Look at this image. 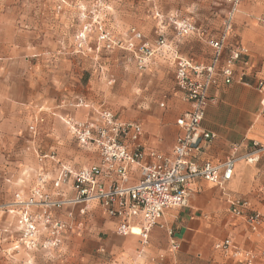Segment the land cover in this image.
I'll return each instance as SVG.
<instances>
[{
    "label": "crops",
    "instance_id": "0c3cea01",
    "mask_svg": "<svg viewBox=\"0 0 264 264\" xmlns=\"http://www.w3.org/2000/svg\"><path fill=\"white\" fill-rule=\"evenodd\" d=\"M162 2L166 3V0ZM185 7L180 4L169 8L168 12H174V16L182 19ZM192 10L194 13L190 19L201 30L217 36L212 27L220 25L221 15L227 13L228 6L225 0H207L204 3H195ZM263 13L264 0H246L235 15L234 22L238 26L239 34L234 31L231 34L232 41L236 38L250 51L248 76L252 74L254 83L258 77L264 80V30L252 27ZM156 28L153 33L151 29L141 31L143 40L154 42ZM134 30L138 31L135 27ZM164 32L167 44L179 58H193L204 65L211 61L212 50L195 35L179 41L169 28ZM133 39L139 46L141 41L134 37ZM128 52L132 60V53ZM64 58L65 56L62 57ZM162 60L168 61L165 66H162ZM132 61L136 69L134 60ZM257 62H262L259 71H255ZM50 63L45 77L42 78V69L38 64L22 69L24 66H21V61L17 62L16 99L8 100V89L5 85H0V155L5 143L16 139V159L6 163L0 156V170L4 171L5 163L9 165V170L16 167L14 174L3 172L13 196L20 194L27 198L36 185L37 175L48 171L49 179H53L58 164H69L79 169L98 162L95 151L80 148L68 134L62 120L66 117L85 120L93 117L99 109L110 110L104 105L105 100L94 98L92 92L95 87H103L104 82L110 85L108 81H112V78H102L100 75L99 80L92 78L84 86L79 82L78 73L70 60L65 58L54 66ZM174 69V60L167 52L162 57H155L145 70L157 78L156 87L162 89L155 94L166 97L167 109L163 113L146 104V110L150 108L149 111L134 113L135 115L126 114L121 118L125 121L140 118L135 122L143 127V146L163 153L172 151L179 134L176 120L189 108L179 98L174 100L171 93L170 98L167 97L168 90L172 88V84L175 85ZM166 74L172 75L168 90H165L163 82L167 79L164 77ZM248 81L250 80L247 77L245 84L234 83L219 91H212L211 95L216 96V102L206 108L202 125L206 131L214 133L216 139L202 150L198 164L205 161L220 164L233 153L231 146L239 145L235 153L237 161L228 183L220 187L198 179L190 184L188 207L166 210L158 225L150 231L148 244L144 248L136 236H119L116 233V221L109 219L99 206H95L85 217L79 215L81 205L74 208L63 207L53 213L55 217L69 224L60 247L51 251L20 249L19 256L25 254L29 257L23 260L24 264H150L149 258L157 255L164 256L163 264H242V257L233 258L229 253L214 249L216 243L228 237L242 251L264 254V236L261 232L252 233L242 218H235L228 212L230 199H244L251 210L264 215V153L256 155L258 161L255 163H247L244 158L251 151L252 141L264 147V88L260 92ZM148 84L144 87L145 90H148ZM79 99L86 106L75 107L74 103ZM161 104L164 107V103H160V107ZM37 118L43 119L44 123L39 126L38 135L33 137L28 132V127ZM51 153H55L56 160L39 161L40 156ZM63 189V197L74 196L71 188ZM44 192L49 193L52 199L61 198L55 194L50 181ZM13 203L12 197L7 205V213L15 225L17 212L12 207ZM168 231H172L179 244L175 252L170 251Z\"/></svg>",
    "mask_w": 264,
    "mask_h": 264
},
{
    "label": "built area",
    "instance_id": "2783aa9c",
    "mask_svg": "<svg viewBox=\"0 0 264 264\" xmlns=\"http://www.w3.org/2000/svg\"><path fill=\"white\" fill-rule=\"evenodd\" d=\"M231 1L232 10L222 20L217 36L201 30L190 18L169 20L179 41L195 35L212 50V59L205 65L193 58H179L166 42L164 27L159 29L153 43L143 41L139 32L131 30L132 36L141 41L132 52L139 71L146 70L155 57H162L167 52L174 60L175 87L189 108L176 120L179 134L172 151L163 153L144 147L142 125L125 121L105 108L85 120L64 118L62 122L68 134L80 148L95 151L98 162L79 169L69 164H58L53 179H49L48 171L37 175L36 185L27 198L20 194L14 196L12 207L17 212L14 249L51 251L59 248L69 224L53 213L63 207L79 205L82 206L79 212L81 217L99 206L109 219L116 221L119 236H136L144 248L148 244L150 231L158 225L166 210L188 207L190 184L199 179L223 187L229 182L237 161L235 153L238 144L231 146L233 153L220 164L209 161L198 164L197 161L202 150L216 139L214 133L202 126L206 108L216 102V96H212L211 92L234 83L245 84L248 77L250 51L236 38L231 40L232 16L245 0ZM257 24L264 29V14L257 19ZM92 31L95 33L97 50L110 52L119 46V41L105 26L100 21H94L93 24L83 25L77 33L75 40L78 50L84 51ZM112 82L109 81V84ZM254 87L261 92L264 80L258 77ZM74 106L86 105L79 99ZM43 123V119H35L28 127L30 135L37 136ZM259 153H264V147L252 141L251 151L244 158L247 163H255ZM46 159L56 160L55 153L39 157L40 162ZM49 181L55 194L61 198L52 199L49 193L44 192ZM65 187L74 191L72 198L63 197ZM228 212L235 218H242L252 233L261 232L264 236V215L251 210L246 200L230 199ZM134 229L138 232L134 233ZM167 234L170 251H177L179 244L172 231ZM214 249L229 253L233 258L242 257V264H264V254L242 251L230 237L216 243ZM149 262L163 264L164 256L150 257Z\"/></svg>",
    "mask_w": 264,
    "mask_h": 264
},
{
    "label": "rangeland",
    "instance_id": "374dc122",
    "mask_svg": "<svg viewBox=\"0 0 264 264\" xmlns=\"http://www.w3.org/2000/svg\"><path fill=\"white\" fill-rule=\"evenodd\" d=\"M206 1L166 0L164 3L162 0H0V85L1 87L5 85L8 89V100L16 99L17 62L21 61V66H24L22 69L38 64L43 73L41 77L44 78L47 68L51 65L50 62L54 66L66 58L71 61V65L78 73L79 82L84 86L88 85L92 78L99 80L100 75L102 78L103 76L112 78L113 82L110 85L104 82L103 87H95L92 93L94 98H103L104 105L118 117L122 118L126 114L135 115L134 113L149 111L150 108H158V111L163 113L167 109L166 97L163 98V94H155L162 90L156 87L157 78L146 73L145 70L135 69L131 63L133 62L131 50H135L138 44L133 39L131 29L135 27L141 34L145 29H151L153 33V29L157 27V32L154 34L156 40L161 27H164V31L169 28L173 32L170 19L190 18L194 13L192 10L194 4ZM225 3L228 6L227 13L221 15L219 26L212 27L213 32L217 34L221 30L222 20L232 10V1L225 0ZM180 4L186 6L183 16L186 18H178L173 15L174 12H168L169 8ZM238 8L231 19L235 34H239L238 26L234 22ZM94 21H100L119 41V46L110 52L97 50L95 33L92 31L89 36L91 40L87 42L85 50H78L75 40L77 33L83 25L93 24ZM252 27L264 30L255 22ZM128 51L132 53V60ZM163 61L161 64L165 66L168 61ZM261 64L262 62H257L255 71L260 70ZM164 77L167 78L163 80L164 88L168 90L172 75L166 74ZM248 79L251 81H248L249 84L253 86L255 79L252 74ZM147 84L149 88L145 90ZM170 93L174 100L180 99L182 102L173 84L168 90L169 98ZM8 100L6 99V102ZM160 103H164V107L161 108ZM146 104L150 107L147 110ZM0 156L6 163L16 159V139L5 143L1 148ZM6 163L4 171L0 170V264H24L23 260L29 257L25 254L19 256L20 249H14L16 228L13 219L7 213V205L14 196L4 173L14 174L16 167L14 170H9V165ZM19 258H21L20 262Z\"/></svg>",
    "mask_w": 264,
    "mask_h": 264
},
{
    "label": "bare ground",
    "instance_id": "6f19581e",
    "mask_svg": "<svg viewBox=\"0 0 264 264\" xmlns=\"http://www.w3.org/2000/svg\"><path fill=\"white\" fill-rule=\"evenodd\" d=\"M133 232H134V233H137V232H138V230H137V229H134V230H133Z\"/></svg>",
    "mask_w": 264,
    "mask_h": 264
}]
</instances>
